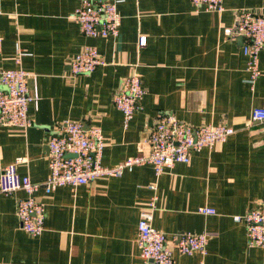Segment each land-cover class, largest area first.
I'll list each match as a JSON object with an SVG mask.
<instances>
[{
	"label": "crops",
	"instance_id": "0c3cea01",
	"mask_svg": "<svg viewBox=\"0 0 264 264\" xmlns=\"http://www.w3.org/2000/svg\"><path fill=\"white\" fill-rule=\"evenodd\" d=\"M222 1L218 13L196 9L190 0H116L118 35L94 38L67 18L80 0H0V68L28 71V91L39 95L37 106L28 105L30 127L0 126V171L22 157L17 172L44 181L47 142L66 119L101 128L106 166L147 153L148 131L166 113L189 125L235 130L158 177L144 163L118 177L49 194L39 189L44 220L38 236L22 230L16 216L25 193H0V263L145 264L136 226L156 196L152 225L166 234L175 264H264V248L248 247L244 225L233 220L264 201V122L250 120L254 107L264 108V48L261 74L251 83L243 39L223 34L240 10L264 16V0ZM87 46L98 49L104 64L71 75L72 57ZM134 72L145 93L125 126L112 95ZM201 207L215 213L205 215ZM186 231L208 235L205 255L176 250L175 235Z\"/></svg>",
	"mask_w": 264,
	"mask_h": 264
},
{
	"label": "built area",
	"instance_id": "2783aa9c",
	"mask_svg": "<svg viewBox=\"0 0 264 264\" xmlns=\"http://www.w3.org/2000/svg\"><path fill=\"white\" fill-rule=\"evenodd\" d=\"M196 9L221 13L225 7L222 0H190ZM67 18L78 23L81 32L89 37H116L119 33L121 17L116 0H80L79 5ZM226 38L242 37V53L246 57L248 79L254 83L261 70L259 54L264 48V16L258 12L243 9L237 12L235 23L224 27ZM0 35V50H1ZM139 45L145 37H139ZM18 55L20 54L17 49ZM104 64L98 49L87 46L72 57L69 66L71 75L93 72ZM28 71L21 67L0 68V126L27 129L31 125L28 112L29 103L37 106L39 95L36 90L29 93L26 81ZM145 93L141 78L134 72L125 77L120 87L113 93L112 102L120 111L126 126L139 108ZM252 124L264 122V108L254 107L250 113ZM58 135H52L47 142V165L49 174L42 182H33L26 175L17 172L18 157L0 171V193L10 194L23 191L25 195L17 200L16 216L22 230L33 236L43 231L44 208L37 199L36 192L43 189L46 194L58 187L85 185L96 179L118 177L126 168L148 163L152 165L156 177L173 168L176 163H188L191 154L214 143L225 141L235 131L226 124L189 125L180 121L173 113L161 115L150 127L146 139L148 152L130 157L114 166L102 164L105 147L102 130L97 125L86 127L82 120L63 121ZM155 187V183H153ZM140 212L136 226V244L145 264H175L171 250L167 247V236L152 225V209ZM205 215L215 213L213 208L201 207ZM233 220L242 223L248 247L264 248V201L234 215ZM176 250L182 254L207 253L206 233L181 232L175 235ZM4 264V263H0Z\"/></svg>",
	"mask_w": 264,
	"mask_h": 264
},
{
	"label": "water",
	"instance_id": "95a60500",
	"mask_svg": "<svg viewBox=\"0 0 264 264\" xmlns=\"http://www.w3.org/2000/svg\"><path fill=\"white\" fill-rule=\"evenodd\" d=\"M240 39H243L242 37H239Z\"/></svg>",
	"mask_w": 264,
	"mask_h": 264
}]
</instances>
